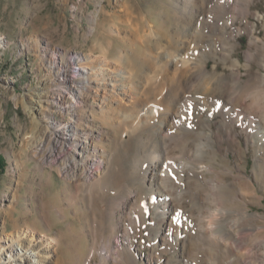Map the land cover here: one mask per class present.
<instances>
[{"label": "rangeland", "instance_id": "1", "mask_svg": "<svg viewBox=\"0 0 264 264\" xmlns=\"http://www.w3.org/2000/svg\"><path fill=\"white\" fill-rule=\"evenodd\" d=\"M189 1L0 0V264H264V0ZM103 54L127 91L105 110L139 124L101 118L84 91L79 105L52 93L53 74L83 87L75 61ZM148 110L175 116L159 133L142 127ZM67 124L106 149L101 178L59 173ZM166 130L162 181L183 199L163 219L138 188L150 156L137 147Z\"/></svg>", "mask_w": 264, "mask_h": 264}, {"label": "bare ground", "instance_id": "2", "mask_svg": "<svg viewBox=\"0 0 264 264\" xmlns=\"http://www.w3.org/2000/svg\"><path fill=\"white\" fill-rule=\"evenodd\" d=\"M191 3L192 2L188 0V4H191ZM185 26L189 27L191 25L185 24ZM112 29H113L114 34L119 35L120 30L117 26L114 25ZM189 29L191 30V27ZM190 30L188 31L189 33H190ZM170 42H169V45H167V49L172 47L171 49L173 51L170 49L172 51V54H176L178 52V47L174 44H171ZM0 44H2L1 41H0ZM104 53L106 52L104 51ZM166 57L172 58V55L169 53L166 55ZM191 58H192V55H189L187 58V61H185L186 72H190L193 69V62ZM116 61L117 63L123 62L124 58L120 56L116 59ZM110 64L111 62L106 59L105 55L102 56V58L92 60V62H88L86 61V59H83V58L76 60L75 65L78 66V68L80 69L78 74L81 77V79L84 81V83H82V85L84 86L83 87H80V86L73 87L70 85L67 88H65L66 83L64 82L67 80L68 74H64L61 76L63 80L57 79L56 78L57 74L55 75L53 74V78L51 81V83L53 84L52 93L61 96V98L67 97V98L73 99L72 102H70V104L79 105L78 102L75 101L76 98L79 96L78 91H84L87 94L91 95L94 101H96V103L94 104L97 106L101 114V118H105V117L113 118L114 116L117 115V118H120L119 116H122V122L127 121L128 123H130V126L135 121H136L135 124H139L140 123L139 118L132 119V117H130L129 115H123L124 113L122 112V110L117 109L115 110V112L114 111L107 112L105 110V105L108 103L109 99L111 98L117 101V103L122 106L124 103H123L121 96H124V93H127V91L125 90V87L119 86L117 83V76L121 74L120 70L118 69V67L116 68L112 67ZM57 72L64 73V69L60 68L57 70ZM153 90H156V88H153ZM136 93H137V90L132 89L130 92V95L137 96ZM166 99L168 102V108H170L171 110L172 106L170 105L171 103H174L177 100V93L170 92L166 96ZM131 103H133V101ZM185 103L188 104V102H185ZM144 114L146 116L144 117L145 119L143 122L144 125H142L143 128H145V126L148 125L149 123L156 124L155 119L153 117L155 112L153 110H148L147 112L145 111ZM160 116L164 118L163 119L161 118L160 122L156 124L158 128L157 130L159 131V133L161 132L160 131L161 127L165 126L166 124L165 121L167 119H171L173 116H175V114L170 111L167 113L163 112ZM178 117L180 118L181 115ZM122 125L125 126V123H123ZM63 130H64L66 137L64 140L60 141V146L61 147L69 146L75 150H71L70 154L65 155L66 161L64 165L59 168V173L61 174V176L71 178L73 182H78L79 179L81 178L85 181H92L95 178H101L102 172L99 171V169L103 168L105 165V158H106L105 150L106 149L102 147H98L97 145L93 144V142L91 141L93 136L92 134H89V133H82V137L85 138L84 145L79 144L77 142L79 138H77L76 133L70 124H67ZM137 130L138 129H136L135 131ZM165 134L166 135H159L157 140L156 139L152 140L151 138H146V139L141 138V140H139V145L137 147L138 150L143 151L144 153H147L150 156L147 166L145 168V171L143 173L144 176L142 177L141 185H139L138 188L139 190H143L148 193V199L146 201V205L150 207L155 206L160 212H162L161 214L164 217L163 219H165V217L167 216L172 217L173 216L172 215L173 213H171L173 210L172 204H174L175 202H180L183 199L182 193H179L178 196L175 195V192H178V189H176L174 186L172 187L165 186L164 184L166 183H163L162 181L163 169H164L163 163H162L163 162L162 148L163 146H165V144L167 145L168 140L173 139L172 135H168L167 130L165 131ZM42 144L43 142H40L39 145H35L34 151H36L37 153L41 152L43 149ZM94 163H96L95 172H94L96 175H93V173L90 171V165H93ZM188 168H189L188 165L179 163L178 172H182L184 170H187ZM147 176L149 179L148 182L146 180ZM169 223H170V219H169ZM207 223L208 224L206 223L204 224L206 226L204 233L205 234L214 233V228L212 227V224L210 222H207ZM167 230H169V227L167 228ZM42 243H44L47 248H50L53 246V241H50L48 239L43 240ZM13 245H14L13 242H11V244L8 243V245L5 244L4 246L1 247L2 248L1 250L5 251L11 257V255H14L17 252V250L13 247ZM21 253L23 256L27 255V251L25 250L21 251ZM24 263L31 264V260L26 259Z\"/></svg>", "mask_w": 264, "mask_h": 264}]
</instances>
